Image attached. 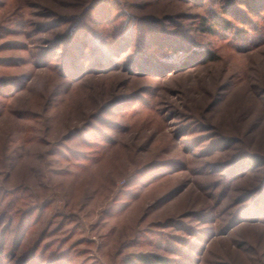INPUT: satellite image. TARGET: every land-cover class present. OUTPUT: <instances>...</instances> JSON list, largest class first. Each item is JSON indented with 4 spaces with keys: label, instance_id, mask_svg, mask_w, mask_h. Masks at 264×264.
I'll list each match as a JSON object with an SVG mask.
<instances>
[{
    "label": "rangeland",
    "instance_id": "obj_1",
    "mask_svg": "<svg viewBox=\"0 0 264 264\" xmlns=\"http://www.w3.org/2000/svg\"><path fill=\"white\" fill-rule=\"evenodd\" d=\"M229 1L0 0V264H264V37L217 33ZM151 32L206 57L155 71Z\"/></svg>",
    "mask_w": 264,
    "mask_h": 264
},
{
    "label": "trees",
    "instance_id": "obj_2",
    "mask_svg": "<svg viewBox=\"0 0 264 264\" xmlns=\"http://www.w3.org/2000/svg\"><path fill=\"white\" fill-rule=\"evenodd\" d=\"M106 3H101V9H103L102 11H104V8ZM227 7L225 11H222L223 13L233 16L232 14L229 13V11L232 10V12H235L236 14H238L239 18L241 19H246L245 22L247 25H249L248 30H245L244 28L241 29H235L232 30L231 24L229 23L228 20L222 19V17L218 20H214L216 21L215 24L212 25H216V29H217V33L223 32L224 34H230L232 35L235 34L234 38H236L237 40H243V41H247L245 39H248L247 37H253V39H255L256 42L257 40L261 42V39L264 37V28H260L257 24L253 23L252 21H250L249 19L246 18L245 12L240 10L243 9L242 7L245 6L247 8H249V11L251 12V15L254 14L256 16H262L260 14L261 10H264V0H231L227 3ZM109 12V11H108ZM103 14V13H102ZM212 17H217V16H212ZM224 22L225 24L222 25L221 23ZM212 27V26H211ZM74 32L70 33L68 35V37L65 39V41L69 44V47H75L77 45L78 39L82 40H91L90 38H88L87 33L85 31H83L82 29V23H77L76 26L74 27V29L72 30ZM208 31L211 34L216 33L214 28H210L208 29ZM247 33V34H246ZM250 35V36H247ZM246 36V37H245ZM71 37H74L75 39H71ZM163 36H158L157 33H152L148 38H143L140 36V38L138 39L139 43L137 48L140 49V58L138 61L141 60L146 62V66H147V62H149L151 65L148 64V67H154L155 71L158 69H160L161 71L168 69L169 67H173L174 69H180L181 67H183L185 64H188L189 61L193 62L192 60H202L206 57V52H201V51H196V50H192L190 46H188V44H183L178 41V42H172V39L170 38V41L167 43L169 45L172 44V52L175 55H179L180 53H185L184 57H182L177 63H171L168 62L166 59H163L164 57H161V55L159 54V52L164 51L161 48V45H163V43H166V40H163L162 38ZM77 38V39H76ZM116 41L118 42V44H123V43H128L129 39L128 37H124V35L122 33L118 34V36H116ZM179 43V45L177 44ZM150 44H152L153 46H150ZM155 45H159L160 47H155ZM171 47V48H172ZM99 50V49H98ZM102 51V50H101ZM99 57L98 59L101 58H105L106 57V53L105 52H98ZM104 56V57H103ZM141 59V60H140ZM190 62V63H191ZM161 64V65H160ZM160 67V68H159ZM70 66H68V71H70L71 69L73 70H77V67L75 65H72V68L69 69ZM264 185L262 186V189L264 191ZM262 192V190H261ZM28 259V258H27ZM30 259H28V263H29ZM144 261L147 264H150V262L147 259H144Z\"/></svg>",
    "mask_w": 264,
    "mask_h": 264
}]
</instances>
